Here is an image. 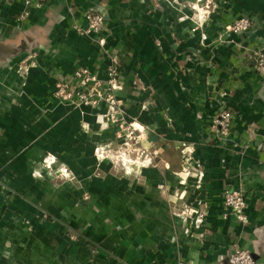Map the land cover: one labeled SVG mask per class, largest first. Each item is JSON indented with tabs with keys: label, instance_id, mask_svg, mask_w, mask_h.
<instances>
[{
	"label": "crops",
	"instance_id": "0c3cea01",
	"mask_svg": "<svg viewBox=\"0 0 264 264\" xmlns=\"http://www.w3.org/2000/svg\"><path fill=\"white\" fill-rule=\"evenodd\" d=\"M195 2L46 0L24 17L23 0H0V264H227L234 248L264 259V0ZM96 5L103 47L83 32ZM240 17L249 28L229 31ZM113 64L155 162L136 171L96 157L117 140L105 103L53 94L76 68L106 84ZM221 108L235 115L227 138L210 128ZM229 188L246 195L243 219L223 204Z\"/></svg>",
	"mask_w": 264,
	"mask_h": 264
},
{
	"label": "built area",
	"instance_id": "2783aa9c",
	"mask_svg": "<svg viewBox=\"0 0 264 264\" xmlns=\"http://www.w3.org/2000/svg\"><path fill=\"white\" fill-rule=\"evenodd\" d=\"M35 1L36 0H23L25 10L32 7ZM197 1L204 3L203 8H205V10L211 3V0ZM86 20L87 25L85 32L93 35L100 46H105L107 44V37L104 28L105 20L102 14L87 11ZM249 25L250 19L248 17H240L233 20L230 24H227L226 28L231 32L238 33L247 30ZM255 60V69L264 79V53H257ZM117 69L118 67L116 64H113L108 68L106 71V84H103V80H101L96 74L90 72L87 68H76L71 74L76 81L74 85L64 80L57 81L54 85V94L60 100L70 102L71 105L73 104L75 106L89 105L96 107L101 103H105L109 110L100 115L107 122L117 124L118 131L116 134L121 136L126 145H129L128 140L130 139L133 140L132 142H138L140 144V137L143 131L137 128L135 123H128L125 120L121 108V101L115 95V91L121 87L119 82V71ZM234 117L235 115L232 110L221 108L211 120L210 128L212 132L219 137L227 138L230 134ZM134 130L139 133L137 138L134 135L131 136ZM123 132L124 134L121 135ZM141 147L146 149V147H143L142 145ZM124 156L127 157L126 154H124ZM128 159L131 161L130 158ZM150 160L151 158L149 157L144 163L148 164L150 163ZM131 162H133V160ZM246 203V195L241 189L229 188L223 193L224 206L234 212L239 219H243L242 211L245 208ZM228 264H264V259L256 261L253 259L248 249L234 248L228 255Z\"/></svg>",
	"mask_w": 264,
	"mask_h": 264
},
{
	"label": "rangeland",
	"instance_id": "374dc122",
	"mask_svg": "<svg viewBox=\"0 0 264 264\" xmlns=\"http://www.w3.org/2000/svg\"><path fill=\"white\" fill-rule=\"evenodd\" d=\"M45 2H46V0H36L34 2L33 6H35L37 4H40V3H45ZM203 5H204L203 2L196 0V2L192 6L194 8H196V9L199 8L201 10H205V8H203L204 7ZM96 6H101V5H96ZM96 6H94V7H96ZM32 7H30L29 9L24 10V12H23V16L24 17H27L29 15L30 10L32 9ZM91 8H89L88 11H90ZM105 13L107 14L106 9H105ZM107 20H108V16H107V19L105 21H107ZM85 28H84L83 32H85ZM117 70L119 71V69H117ZM60 80H62V79H59L58 81H60ZM53 94H54V89H53ZM54 96H55V94H54ZM55 97L58 98L57 96H55ZM60 101L65 103V104H67V105H71L70 102H66V101H63V100H60ZM71 106H75V105L72 104ZM79 106H82V105H78V106H75V107H79ZM129 122L133 124L135 121L134 120H130ZM110 123H112V122H110ZM138 128L140 129L139 125H138ZM140 130L143 131V134H145V131L143 129H140ZM117 131H118V129L116 130V132ZM123 134H124V132L121 133V135H123ZM138 134H139L138 131L134 130L133 134L131 136L134 135L137 138ZM115 136H116L117 140H115L112 143V145L106 146L105 148H104V145H100V146L96 147V157L101 158V159L109 160L110 163H111L112 170L115 173H119L120 171H122V168H125L127 171H131V170L136 171V168H139V167L141 168V164H143V165L154 164L155 165V162H154V160L152 158V155H151V148L144 149V148L141 147V145L138 142L137 143L132 142L133 141L132 139L128 140L129 141V145H126L124 143V140L121 138V136H118L117 134ZM140 138H141V140L143 139L142 136ZM124 154H126L127 157L131 159V161L133 160V162H131L126 156H124ZM149 157L151 158L150 163H148V164L144 163V162L147 161V159ZM134 160H139V161H134ZM97 173H101L99 169L97 170ZM68 181L71 182V181H74V179H72V180L70 179ZM48 213H49L48 211L46 212V211H44L42 209H39L38 211H36V214L38 215V217L37 216H35V217L37 219H40V220L49 219L50 216L48 215ZM54 219H56V218H54Z\"/></svg>",
	"mask_w": 264,
	"mask_h": 264
},
{
	"label": "water",
	"instance_id": "95a60500",
	"mask_svg": "<svg viewBox=\"0 0 264 264\" xmlns=\"http://www.w3.org/2000/svg\"><path fill=\"white\" fill-rule=\"evenodd\" d=\"M91 11L98 12V13L102 14V16L104 17L105 20L107 19V14L105 13V8L104 7L96 6V7L91 8ZM227 264H228V257H227Z\"/></svg>",
	"mask_w": 264,
	"mask_h": 264
},
{
	"label": "bare ground",
	"instance_id": "6f19581e",
	"mask_svg": "<svg viewBox=\"0 0 264 264\" xmlns=\"http://www.w3.org/2000/svg\"><path fill=\"white\" fill-rule=\"evenodd\" d=\"M137 169V168H136Z\"/></svg>",
	"mask_w": 264,
	"mask_h": 264
}]
</instances>
